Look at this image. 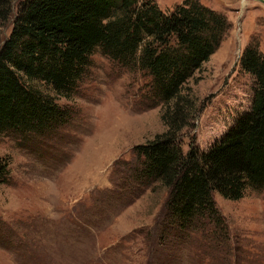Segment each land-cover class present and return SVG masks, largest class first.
I'll list each match as a JSON object with an SVG mask.
<instances>
[{
	"label": "rangeland",
	"instance_id": "374dc122",
	"mask_svg": "<svg viewBox=\"0 0 264 264\" xmlns=\"http://www.w3.org/2000/svg\"><path fill=\"white\" fill-rule=\"evenodd\" d=\"M155 1L170 13L185 0ZM200 1L230 27L186 84L199 111L179 137L185 154L191 144L206 150L249 108L253 77L241 57L247 47L264 53V3ZM90 58L70 99L36 82L69 108L66 123L0 136V264H264V187L249 186L239 200L215 193L225 223L162 225L168 190L139 176L134 149L166 130L165 103L153 106L144 71L100 48Z\"/></svg>",
	"mask_w": 264,
	"mask_h": 264
},
{
	"label": "trees",
	"instance_id": "16d2710c",
	"mask_svg": "<svg viewBox=\"0 0 264 264\" xmlns=\"http://www.w3.org/2000/svg\"><path fill=\"white\" fill-rule=\"evenodd\" d=\"M12 2L0 0V38ZM229 27L225 15L200 0H185L170 13L155 0H23L0 45V136L43 133L66 123L69 108L55 95H74L100 48L149 75L153 106L165 103L166 130L134 149L139 176L168 190L162 225L225 223L215 193L239 200L249 186L264 187V53L244 50L240 63L253 77L251 105L219 139L204 151L191 144L185 154L179 137L199 111L186 84Z\"/></svg>",
	"mask_w": 264,
	"mask_h": 264
},
{
	"label": "water",
	"instance_id": "95a60500",
	"mask_svg": "<svg viewBox=\"0 0 264 264\" xmlns=\"http://www.w3.org/2000/svg\"><path fill=\"white\" fill-rule=\"evenodd\" d=\"M259 1H261L262 3H264V0H259Z\"/></svg>",
	"mask_w": 264,
	"mask_h": 264
}]
</instances>
